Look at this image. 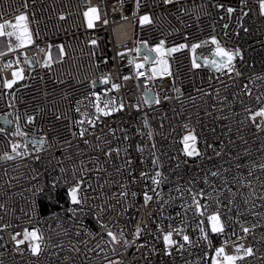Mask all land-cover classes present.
Listing matches in <instances>:
<instances>
[{"label":"built area","instance_id":"built-area-1","mask_svg":"<svg viewBox=\"0 0 264 264\" xmlns=\"http://www.w3.org/2000/svg\"><path fill=\"white\" fill-rule=\"evenodd\" d=\"M260 2L0 0V23L25 14L32 37L0 56V117H14L26 140L44 141L5 159L16 154L14 140L0 131V264H210L219 248L235 264H264V118L252 119L264 107ZM145 15L151 23H141ZM213 38L239 50L231 72L197 59L210 57ZM161 41L168 71L153 77L144 61L161 65L152 50ZM142 44L153 61L139 54ZM20 58L34 66L10 94L4 83ZM189 134L199 155L184 152ZM81 181L73 209L95 226L41 213L46 184L64 191ZM212 215L223 232L211 230ZM29 229L43 235L38 255ZM167 233L175 244L165 245Z\"/></svg>","mask_w":264,"mask_h":264},{"label":"snow or ice","instance_id":"snow-or-ice-1","mask_svg":"<svg viewBox=\"0 0 264 264\" xmlns=\"http://www.w3.org/2000/svg\"><path fill=\"white\" fill-rule=\"evenodd\" d=\"M162 2L164 4H170V3H173V0H162ZM23 6L27 7L26 4L23 5ZM137 7H139V2L137 3ZM218 7H223V5H218ZM227 11L230 14V13H232L234 11V9L229 7L227 9ZM89 12H91L92 14H95L97 12V9L96 8H91L89 10ZM89 12H85V16L86 17L89 16ZM260 14L264 15V0H261V2H260ZM245 15H247V13H245ZM61 18L63 19V17H61ZM96 18H98V17H96ZM26 19H27V16L25 14H20V15L15 17V20H16L15 24L11 23L10 21H5L4 23H0V37H4V36L15 37V39L19 42V43H17L16 47L19 48V47L23 46L26 39L29 40V41L31 39L30 36L27 33V28L26 27L23 30V34H21L18 31L20 29V27H21L20 22L21 21H25ZM141 23L142 24L143 23H151V18L148 15H145V16L141 17ZM91 26H92V23H91V19H90L89 20V27H91ZM225 27H227V25H225ZM6 29H11V31H6ZM93 43H94V41H93ZM163 43L164 42L161 41L160 45L156 49H154V51L159 53L161 51L162 47H163ZM212 43L217 44V55H219L221 57L220 63L217 64L216 61H213L212 62L213 65H215L217 67L218 71L221 70L222 68H228V70L231 72L233 70L232 60H233V58L235 56L239 55V50H236L235 52H228L225 49L219 47L218 42L215 40V38H213ZM180 47L182 48L184 46L181 45ZM195 47H197V45H193V49H195ZM178 50H179L178 48H172V49H169L168 51H169V53H171V52L178 51ZM8 51L9 52L14 51L11 43H9V45H8ZM5 54L6 53H4V52H0V56L5 55ZM147 59L148 58L145 57V60H147ZM139 67H143V65H137V68H139ZM193 67H199V65L196 64L195 61H193ZM13 76H14V78H20V79L23 78L20 75L19 72H14ZM15 82H16L15 79H13L12 81H6L4 83V86L7 87V88H11L12 85ZM97 110L101 111L100 109H97ZM104 114L107 115L108 113L105 112ZM255 116L264 117V109H260L259 111H257L255 113V115L252 117L253 120L255 119ZM28 119H29V122H31L32 117H29ZM257 127L259 128L260 125H257ZM0 131H2V129H0ZM17 134L23 135V133L19 132V129L17 130ZM83 134H84L83 132L80 133V135H83ZM188 141L192 142V146H191L190 150H187V148H188L187 142ZM195 141H196V137L193 134H189V135L184 137V142H185V145H186L187 155H189V156H191V155H199V152H197V150L195 148ZM32 143L33 144H37V143L43 144L44 141L43 140H41V141L33 140ZM18 147H19V145H15L14 144L12 146V150H13V152H16L17 155H21V153L17 152V148ZM209 147H211V146H209ZM140 150L142 151V149H140ZM4 158L5 159H13V157L10 156V155H5ZM154 163H155V161H154ZM261 167L264 168V165H261ZM141 175L143 176L144 174L142 173ZM212 175L215 176V175H217V173L213 172ZM159 176H160V173L157 172L156 173V177H159ZM153 182L154 183H159V181L157 179H155V178L153 179ZM81 183H82V181L81 182H77L75 184V186H71L68 189V196H69L71 202L73 204H75V205H81L82 204V200L78 197V193L81 190ZM149 199H151V198L148 197V196H145V201L146 202ZM196 207H197V209H199L201 207V205L197 202L196 203ZM80 210L83 211L82 208ZM73 211H75V209H73ZM209 220L212 222L211 230L213 232H223V226L220 224V219H219L218 215L210 216ZM201 231L203 232V229H201ZM244 231L247 232L248 229L245 228ZM108 235L112 238L113 241L116 240V236L111 231L108 232ZM24 237H25L26 240L37 241V243H30V249H31V252H32L33 255H38L41 252V243L43 242V239H44L43 235L42 234L38 235V230L32 231L30 233L25 231ZM171 237H172V233H167V234L164 235L163 239H164V242H165L166 246H171V245L176 243V241H174ZM206 238L207 237H205V239ZM13 239H15V237H13ZM183 240L184 241H188L189 237L187 235H184L183 236ZM17 243L21 244V243H24V241L20 240ZM216 251H217V255L219 256V255H221L223 253L224 249L223 248H219ZM251 252H252V250L250 248L247 249V254L248 255H251ZM225 259L227 261L231 262V261L236 260L237 257L226 256Z\"/></svg>","mask_w":264,"mask_h":264},{"label":"rangeland","instance_id":"rangeland-1","mask_svg":"<svg viewBox=\"0 0 264 264\" xmlns=\"http://www.w3.org/2000/svg\"><path fill=\"white\" fill-rule=\"evenodd\" d=\"M20 25H21V27H20V29L18 31L21 34H23V30L26 27L27 28V33H28V35L31 38L30 41L26 39L25 40V43H24V45L22 47L28 46L32 42V37H31L30 29H29L28 24H27V20L21 21L20 22ZM6 31H11V29H6ZM6 37L7 36L0 37V38H6ZM14 46H16V43L12 44V47H14ZM157 47L158 46L153 47L152 50L154 51V49H156ZM3 52H5V51H3ZM154 53L156 54L157 59H159V58L162 59L161 65L158 62H154V61L149 66H147L146 65V61H144V65L146 66L147 72L150 75H152L153 77H158V76H160L162 74V71L161 70H163L164 72H167L168 71V60H167V55L168 54H167V51L165 49H163V48L161 49V51L159 53L156 52V51H154ZM138 56L139 55H136V57H138ZM49 58H51V55L49 56ZM19 62H20L21 68L18 69V70H15L14 72H19L20 75L24 78V76L26 74V71H27L26 63L24 62V60L22 58L19 59ZM23 78L22 79H20V78H14V76H13V79H15L16 82L12 85L11 88H7L10 91V94L13 92V90L15 89V87H17L19 84H21ZM12 80H10V81H12ZM261 109H264V107L261 108ZM10 119H11V125L8 126L9 128H7V129H9V132H10L9 134L12 137H14V141H16L15 144L16 145H19V148H17V152H19L21 154H24V153H29V152L38 150L39 149V146H37L35 144H28L27 142L24 141V140H26V137H24V139H23V137L21 138V135L17 134V130H18L17 121H16V119L14 117H10ZM4 127L5 126H3L2 124H0V129H2V131H4V129H6ZM187 145H188L187 150H190L191 149V146H192V142L191 141H188L187 142ZM195 148H196L197 152H199V147H198V141H197V139L195 141ZM183 149H184L185 154L187 155V150H186L185 142H183ZM192 156H196V155H191V157ZM25 231H27V232L30 233V232L36 231V230L35 229H29V230H25ZM25 231H24V234H25ZM38 235H39V233H38ZM28 241H30V240H28ZM33 242L34 243H37V241H33ZM216 255H217V253H216ZM226 256H230V255L221 254L219 256L218 255L217 256H213L212 259H211L210 264H235V261H231V262L227 261L225 259Z\"/></svg>","mask_w":264,"mask_h":264},{"label":"trees","instance_id":"trees-1","mask_svg":"<svg viewBox=\"0 0 264 264\" xmlns=\"http://www.w3.org/2000/svg\"><path fill=\"white\" fill-rule=\"evenodd\" d=\"M9 43H11L12 45L16 43V40L13 37L0 38V52L6 51L8 49ZM4 128L6 129H4V131L2 132L10 136L14 140V137H12L9 134L10 133L9 129H7L9 127H4ZM22 137L23 136L21 135V138ZM24 141L27 142V140H24ZM15 142L16 141H14V144ZM40 210L42 214H47L52 211H57L66 216L71 217L74 220L87 221L91 223L93 226H95L92 218L88 214L73 211V203L71 202L68 196V190L56 191L46 184L45 185V195L40 200ZM2 249H3V245H2L1 238H0V251Z\"/></svg>","mask_w":264,"mask_h":264},{"label":"water","instance_id":"water-1","mask_svg":"<svg viewBox=\"0 0 264 264\" xmlns=\"http://www.w3.org/2000/svg\"><path fill=\"white\" fill-rule=\"evenodd\" d=\"M220 48H223L222 46H219ZM223 49H225V48H223ZM226 50V49H225ZM226 51H228V50H226ZM228 52H233V51H228ZM211 54H210V57H204V56H201V55H197V59L204 65V66H206V67H209V68H211L212 70H214V71H218L217 70V67L215 66V65H213V61H216V63L217 64H219L220 63V61H221V57L219 56V55H217V46L216 47H214L212 50H211V52H210ZM139 54H146L147 56H148V59H149V61H153V59H154V54L152 53V51L151 50H149L145 45H140L139 46ZM236 57V56H235ZM235 57L233 58V60H232V62L235 60ZM34 59H32V58H28L27 60H26V64H27V66L28 67H33L34 66ZM220 71V70H219ZM108 81V79L107 78H103V79H101V80H99L98 82H96V85L97 86H100V85H102L104 82H107ZM144 100H145V103L146 104H152L153 103V101H154V92L151 90V89H149V90H147V91H145L144 92ZM0 124H2L3 126H5V127H8V126H10L11 125V122H10V120H9V117H8V115H4V116H2V117H0ZM27 140H28V143L29 144H33L32 143V141L33 140H35V141H41V139H30V138H27ZM36 145H38L40 148H42L43 147V144H39V143H37ZM12 157H13V159L14 158H16L17 157V154H14V155H11Z\"/></svg>","mask_w":264,"mask_h":264}]
</instances>
